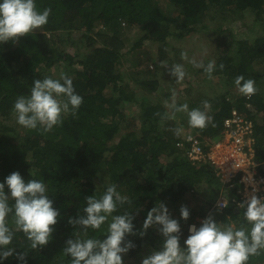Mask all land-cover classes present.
<instances>
[{
    "label": "trees",
    "instance_id": "obj_1",
    "mask_svg": "<svg viewBox=\"0 0 264 264\" xmlns=\"http://www.w3.org/2000/svg\"><path fill=\"white\" fill-rule=\"evenodd\" d=\"M35 4L41 12L51 9L48 23L16 41L0 43V183H5L13 172H19L26 183L30 179L44 181L48 198L60 215L49 243L32 249L27 236L16 230L14 212L10 213L6 220L14 238L9 247L16 254L26 253V257L20 261L14 254L0 259V264H71L72 258L63 253L67 240H103L112 216L126 213L135 217V234L125 238L135 247L122 256L126 264H131L127 260L138 258L144 248L154 252L164 242L158 225L140 235L148 212L160 203L177 210L180 202L204 182L209 191L204 211L187 207V221L180 212L173 218L179 221L180 245L184 247L188 226L196 217H206L205 212L210 211L223 187L211 165L192 163L184 155L186 138L193 135L204 142L216 139L233 108L253 122L256 157L261 164L259 171L264 174V0H35ZM248 14L254 16L252 26L261 27L253 39H237L217 21L230 18V22H242ZM207 31L213 35L215 45L202 63L214 60L217 67L212 76L220 77L221 87L228 88H221L212 98L197 95L189 102V111L203 110L205 100L211 104L208 114L215 126L198 129L189 125L186 112L165 118V114L173 116L168 107L173 99L170 93L164 100L154 95L161 88L163 68L158 63L168 59L170 68L174 65L167 47ZM144 44L156 46L158 62L147 66L132 84L127 83L122 69L126 57ZM176 52L181 54L178 49ZM220 64L225 66L223 71ZM192 67L197 73L204 72ZM52 69L61 71L56 75ZM61 74L72 79L76 94L83 98L76 115H63L61 125L49 132L39 125L36 129L19 125L13 111L16 99L30 96L34 80L59 79ZM238 75L255 79L258 92L251 97L232 96L230 90L238 88ZM189 88L187 94L191 93ZM126 104L138 106V127L127 119ZM183 104L176 102L177 106ZM175 128H182V133L175 135ZM105 174L110 185H116L120 195L126 197L125 203L118 204L99 229L85 230L69 224V219L85 215L86 198H99L104 193L108 186L98 187L96 180ZM5 194L10 196L6 184ZM9 205H14L11 198ZM209 213L216 223L234 224V230L251 228L243 209L230 206ZM201 224L197 222L198 228ZM247 264H264V250L251 256Z\"/></svg>",
    "mask_w": 264,
    "mask_h": 264
},
{
    "label": "clouds",
    "instance_id": "obj_2",
    "mask_svg": "<svg viewBox=\"0 0 264 264\" xmlns=\"http://www.w3.org/2000/svg\"><path fill=\"white\" fill-rule=\"evenodd\" d=\"M50 13V8L39 11L35 0H0V43L16 41L45 26ZM181 56L187 59V53ZM191 63L194 67L202 68L209 79L217 67L214 60L207 65L195 60ZM224 67V64L219 65L221 71ZM169 74L180 82L187 72L182 64L177 63L171 66ZM33 84L30 96H19L13 109L17 123L27 129H36L39 125L44 132H49L61 125L63 115L71 112L75 116L83 102V98L75 92L72 79L65 74H61L59 79H36ZM235 85L241 94L248 97L258 92L253 78L245 79L243 75H238ZM168 107L173 110V116L165 114V118L186 112L192 128L204 129L209 124L215 126L213 117L208 114L211 104L207 100L202 102L203 110L195 108L189 111L187 103L176 105L173 92V102ZM172 131L180 135L183 129L175 128ZM5 184L10 190V196L5 194ZM9 198L14 201L13 206L9 205ZM125 201L126 197L120 195L116 185H110L99 198H86L87 207L83 209L85 215L69 219V224L85 230L89 227L99 229L116 211L117 205ZM238 207L245 209L244 219L251 225L250 230L244 226L238 230H234L231 225L222 227L209 216L201 221L198 229L195 225L190 226L185 246L181 247L179 221L171 217L165 204L156 205L148 212L140 235L143 236L151 226L158 225L164 242L161 249L145 257L142 264H247L251 256H257L264 250V198L251 195ZM13 212L16 230L27 236L32 249L49 243L60 215L53 207V201L48 198L44 181L30 179L26 183L19 172L9 175L5 183H0V259L3 260L16 254L15 249L9 247L14 232L6 220ZM180 215L187 221L189 209L182 206ZM134 219L128 213L112 216L105 239H69L63 253L72 258L71 264H123L122 256L135 247L125 239L127 235L135 234ZM16 255L17 259L25 261L26 253Z\"/></svg>",
    "mask_w": 264,
    "mask_h": 264
},
{
    "label": "rangeland",
    "instance_id": "obj_3",
    "mask_svg": "<svg viewBox=\"0 0 264 264\" xmlns=\"http://www.w3.org/2000/svg\"><path fill=\"white\" fill-rule=\"evenodd\" d=\"M173 16L176 15V13L172 14ZM253 15L248 14V16L243 19L242 22L232 21L230 22V18L224 19L219 18L217 20L222 25L226 26V28H229L234 34H236L237 39H253L261 29L260 26H257V24H254L252 26L253 22ZM217 19V18H216ZM242 24H245L243 26ZM203 34H195L190 37H187L179 42H172L174 46H168L167 51L168 55H171L170 57L174 58L173 63L174 64H182L187 72V75L185 76L183 81L177 82L176 78L171 76L169 73L171 71L169 60L167 61H161L158 64H160L163 68V71H160V81H161V88L160 91L157 92L154 96H156L157 99L164 100L165 95L167 93H170V97L173 99V92H175V103L180 100L181 102L188 103L190 101H195L194 99L199 95L203 98H212L219 94L222 88L223 91L226 90L228 87L227 85H224V87H221V80L220 77L212 76L211 79H209L208 74L204 72H195L193 67L191 68V61L195 60L197 63H202L204 61V58H209L212 54L213 46L215 45V42L212 40V34L210 31L202 32ZM133 33L129 34L130 38L132 39ZM173 41V40H172ZM129 45V44H128ZM174 47V48H173ZM130 48V47H129ZM180 50L179 53H187V59H182L181 54H178L176 50ZM170 50V51H169ZM127 61L125 62V66L123 69V72L125 74V82L131 83L134 77H136L140 73H145L146 67H152V63L154 61L158 62L157 59V49L156 46H153L152 44H144L142 47L137 48L133 51H130L127 55ZM169 64V65H168ZM172 66V65H171ZM121 69V70H122ZM195 69H198L195 67ZM56 75L59 74L58 72L61 71V69H52ZM264 81V79H263ZM182 82V83H181ZM181 83V84H180ZM179 87V90L177 88ZM133 88H136V91L139 90L137 86L132 85ZM189 88L190 94L186 93V89ZM262 89L264 90V84L262 86ZM232 96H237L241 94L238 90V88H232L231 90ZM173 102V100H172ZM171 102V103H172ZM126 109L129 113V118H127L131 125L135 124V127L139 126V121H137L135 118L138 114V106L136 104H126ZM125 126H129V124H126ZM188 133L190 132L187 131ZM122 134V133H121ZM111 183L110 178L107 174L104 176L101 175L99 179L96 180V184L98 187L102 186H109ZM203 187H200L199 190L193 193L191 196H186L184 201L180 202V205L182 207L186 206L191 209H194L196 211L203 210V207L205 205H208L209 201V191L206 189L204 182L202 183ZM122 189V188H121ZM124 190V189H123ZM119 192V190H118ZM121 194V192H119ZM125 194V192L123 193ZM181 207L178 206V209H172L171 207H167L169 210V213L172 218L178 216V213L180 212ZM204 211V210H203ZM202 211V212H203ZM211 211V208H210ZM209 210L206 213V217H197L199 219H202L203 222L206 218H208L211 214ZM209 213V214H208ZM217 224L221 225L222 227H227L229 225H226L224 222H217ZM234 227V224H230ZM153 252L149 251L148 248H144L138 255V258L135 259H128L127 262H131V264H142V260L151 255ZM125 255V254H124ZM125 261H123L124 264ZM126 264V262H125Z\"/></svg>",
    "mask_w": 264,
    "mask_h": 264
},
{
    "label": "built area",
    "instance_id": "obj_4",
    "mask_svg": "<svg viewBox=\"0 0 264 264\" xmlns=\"http://www.w3.org/2000/svg\"><path fill=\"white\" fill-rule=\"evenodd\" d=\"M186 143L184 155L192 163L211 165L222 182V192L211 211H224L230 206L245 211L238 205L251 195L264 198V174L259 171L261 164L256 157L254 125L245 114L233 108L216 139L204 142L189 135ZM197 222L201 219L196 218L188 232L192 225L198 229Z\"/></svg>",
    "mask_w": 264,
    "mask_h": 264
},
{
    "label": "water",
    "instance_id": "obj_5",
    "mask_svg": "<svg viewBox=\"0 0 264 264\" xmlns=\"http://www.w3.org/2000/svg\"><path fill=\"white\" fill-rule=\"evenodd\" d=\"M211 216V218L214 220V217H213V215H210Z\"/></svg>",
    "mask_w": 264,
    "mask_h": 264
}]
</instances>
